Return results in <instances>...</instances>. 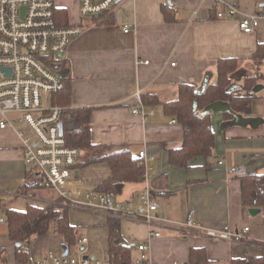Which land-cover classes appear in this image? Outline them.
I'll return each mask as SVG.
<instances>
[{"label": "crops", "instance_id": "0c3cea01", "mask_svg": "<svg viewBox=\"0 0 264 264\" xmlns=\"http://www.w3.org/2000/svg\"><path fill=\"white\" fill-rule=\"evenodd\" d=\"M223 1L238 4L247 13L264 11V0ZM223 5L215 0H120L108 14V21H77L82 23V33L60 59L65 60L71 79L72 106L92 109L91 139L99 145L98 150L109 153L129 147L135 156L147 151L155 157L149 162L153 166L151 178L161 176L164 183L163 188L155 189L158 209L152 224L70 205V221L77 228L78 240L89 239L84 249L90 258L107 259L112 217L120 219V233L132 248L133 260L140 254L136 246L142 243L149 246L154 264H189L193 248L206 250V264H235L233 260L264 255V207L255 215L250 213L251 208L258 207L244 205L239 177L241 173H264V58H253L258 45L264 44V19L254 32L243 33L237 19L216 16L215 9ZM125 26H129L128 32ZM228 57L240 59L237 71H244V76L256 72L260 77L252 112L242 114L260 122L230 126L226 122L233 116L226 120L224 112H213V158L207 161L199 157L188 168L172 164L169 154L183 145V125L163 103L178 98L181 84L197 90L205 81L206 87L216 82L217 61ZM244 76L232 79V83L241 87ZM138 91L156 96L150 98L154 100L151 103L141 96L143 111H154L147 119L133 112L140 105ZM8 116L13 125L0 128V264H17V244L10 237L6 208L42 206L60 195L44 186L24 188L32 168L24 159L18 130L29 136L33 133L20 121L21 114ZM174 119L177 122H172ZM80 156L85 159L87 153L80 151ZM232 168L237 171L232 172ZM110 174L109 163L98 162L79 166L77 178L85 182L87 190H97ZM144 187V181L129 182L114 200L136 207ZM191 208L195 210L194 220L211 228L250 229L235 241L187 231L182 223ZM152 230L161 235L152 236ZM64 243L57 233L36 237L28 244L29 257L33 262L48 251L62 253ZM95 247L103 260L90 252ZM70 250L75 253L78 248Z\"/></svg>", "mask_w": 264, "mask_h": 264}, {"label": "built area", "instance_id": "2783aa9c", "mask_svg": "<svg viewBox=\"0 0 264 264\" xmlns=\"http://www.w3.org/2000/svg\"><path fill=\"white\" fill-rule=\"evenodd\" d=\"M119 1L78 0L80 19L102 18L112 12ZM215 1L217 5L224 4L217 10V17L237 19L238 28L243 33L254 32L264 19L263 10L247 13L236 3ZM59 8L56 0H0V128L13 125L9 121V113L21 114L20 121L27 123L33 133L29 136L26 131L18 130L26 163L42 176L44 187L57 191L71 206L142 219L152 224L158 203L154 178L150 176L153 166L149 162L155 157L147 151L142 150L138 154L145 167V187L136 207L114 200L115 194L111 191L87 190L85 182L77 178L80 150L68 147L60 133L64 107L54 103V94L64 87V80L60 71L53 67L62 58L58 54L65 55L73 40L82 33V23H74L68 18L66 25L61 24L57 15ZM129 30V26H125V31ZM136 96L140 105L133 112L147 119L154 111H143L141 92L138 91ZM172 122L177 121L174 119ZM231 171L236 172L237 168ZM194 214L195 210L191 208L182 223L183 228L214 239L239 240L250 229L248 226L242 231L229 226L211 228L196 222ZM151 235L160 236L161 233L152 230ZM88 242V238H81L75 253L67 245L68 255H64V249L62 253L48 251L30 264H113L109 259L99 261L87 256L86 250L81 248ZM28 248V245H23V249ZM136 248L140 254L131 264H154L147 244H139Z\"/></svg>", "mask_w": 264, "mask_h": 264}, {"label": "trees", "instance_id": "16d2710c", "mask_svg": "<svg viewBox=\"0 0 264 264\" xmlns=\"http://www.w3.org/2000/svg\"><path fill=\"white\" fill-rule=\"evenodd\" d=\"M217 10L215 9L216 16ZM61 24L68 22V10L60 7L57 10ZM108 15V14H107ZM101 19L103 22L110 20L109 15ZM97 20L100 18H91ZM264 44L258 45V50L253 58H264ZM240 59L236 57L220 58L217 61V80L214 83L197 92L190 84H181L177 99L163 103L168 113L176 116L183 125V145L170 151L169 158L172 164L190 167L192 160L204 157L207 161L214 156L215 133L212 126L211 114L202 115L206 106L223 101L229 103L231 109L240 114L252 112V102L258 97L254 91L260 77L256 72H250L243 77L242 86L229 90L232 84V74L240 68ZM62 73L64 87L54 94V103L63 106L61 121L64 126V138L66 145L70 148H79L86 152L87 157L78 158V165L107 162L111 167V174L97 188L98 191H111L121 194L129 182L144 180L145 167L140 163L138 156L132 153L129 147L104 153L97 148L91 139V115L92 109L88 107H73L71 104L72 84L66 70L64 59L57 61L53 67ZM154 95V94H153ZM153 95L141 94L145 102H154ZM155 96V95H154ZM156 97V96H155ZM224 118H232L230 112L224 113ZM242 195L244 205L248 207H264V173H241ZM163 178L153 180L155 189L163 188ZM42 176L33 171L27 174L24 188L30 190L43 187ZM70 203L60 196L57 200L45 205H28L25 210L6 208L5 213L9 223V233L12 240L20 242L17 246V264H30L29 251L23 249L32 239L55 232L62 237L71 249L78 246L77 228L70 221ZM109 250L107 259L113 264H131L133 262L132 248L120 233V219L112 217L109 220ZM209 261L204 248H193L191 250L189 264H206ZM235 264H264V255L251 259L233 260Z\"/></svg>", "mask_w": 264, "mask_h": 264}, {"label": "water", "instance_id": "95a60500", "mask_svg": "<svg viewBox=\"0 0 264 264\" xmlns=\"http://www.w3.org/2000/svg\"><path fill=\"white\" fill-rule=\"evenodd\" d=\"M64 54H58V57H63ZM245 72L244 71H236L235 73L232 74L231 78L232 79H236V80H241L242 79V76H244ZM206 82H204V85L201 87V88H198L197 89V92H201L205 89L206 87ZM239 87V84H234L232 83L230 86H229V90H233L235 88H238ZM254 91L257 92L258 91V86H256L254 88ZM229 104V103H228ZM227 102L225 104V102L223 101H218V102H215V103H212L208 106H206V108H204V110L201 112L202 115H205V114H211L213 112H230L233 116V119L229 120L227 123V125H230V126H233V125H243V126H247V125H257L260 121L255 118V117H247V116H243L242 114L240 113H237L235 111H233L230 107V105H228ZM59 126H60V133L63 135L64 134V126H63V122H60L59 123ZM242 171V170H241ZM250 213L252 215H255L257 213L260 212V209L259 208H251L250 210ZM20 242L17 243V246H20ZM62 248L64 249V255H68L69 253V249H68V246L67 244H62ZM81 249H84V246H82Z\"/></svg>", "mask_w": 264, "mask_h": 264}, {"label": "rangeland", "instance_id": "374dc122", "mask_svg": "<svg viewBox=\"0 0 264 264\" xmlns=\"http://www.w3.org/2000/svg\"><path fill=\"white\" fill-rule=\"evenodd\" d=\"M56 3L59 7H66L69 10V19L74 22L77 23V21L80 18V5L78 3L77 0H56ZM51 233H55V232H50ZM106 242L103 243V245H105ZM91 253L93 254H98L97 257L100 260H103V254L102 252H100L99 248H92L90 250Z\"/></svg>", "mask_w": 264, "mask_h": 264}]
</instances>
